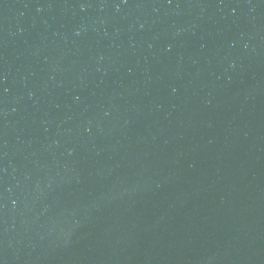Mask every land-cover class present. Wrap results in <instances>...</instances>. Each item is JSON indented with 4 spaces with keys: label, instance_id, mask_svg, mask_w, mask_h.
I'll use <instances>...</instances> for the list:
<instances>
[{
    "label": "water",
    "instance_id": "1",
    "mask_svg": "<svg viewBox=\"0 0 264 264\" xmlns=\"http://www.w3.org/2000/svg\"><path fill=\"white\" fill-rule=\"evenodd\" d=\"M0 264H264V0H0Z\"/></svg>",
    "mask_w": 264,
    "mask_h": 264
}]
</instances>
